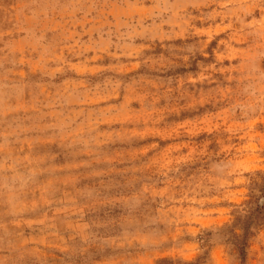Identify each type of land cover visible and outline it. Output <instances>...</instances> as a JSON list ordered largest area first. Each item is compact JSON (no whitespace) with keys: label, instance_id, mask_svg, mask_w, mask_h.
<instances>
[{"label":"rangeland","instance_id":"obj_1","mask_svg":"<svg viewBox=\"0 0 264 264\" xmlns=\"http://www.w3.org/2000/svg\"><path fill=\"white\" fill-rule=\"evenodd\" d=\"M244 224L264 264V0H0V264H239Z\"/></svg>","mask_w":264,"mask_h":264},{"label":"trees","instance_id":"obj_2","mask_svg":"<svg viewBox=\"0 0 264 264\" xmlns=\"http://www.w3.org/2000/svg\"><path fill=\"white\" fill-rule=\"evenodd\" d=\"M245 223V222H243ZM247 227L245 224L241 227V233L237 234V233H233L231 241L233 242V244L237 247V252L239 255V264H243L244 263V250H245V246H246V241H247Z\"/></svg>","mask_w":264,"mask_h":264}]
</instances>
